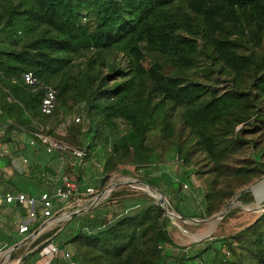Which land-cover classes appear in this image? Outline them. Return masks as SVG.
I'll list each match as a JSON object with an SVG mask.
<instances>
[{"label": "trees", "instance_id": "trees-1", "mask_svg": "<svg viewBox=\"0 0 264 264\" xmlns=\"http://www.w3.org/2000/svg\"><path fill=\"white\" fill-rule=\"evenodd\" d=\"M27 72L56 91L51 115L39 112L42 91L24 86ZM215 76L228 77L231 86L220 93L202 81ZM263 103L264 0H0V123L6 133L33 131L35 124L47 133L45 120L84 105L91 122L85 158L109 146L105 173L128 157L140 172L155 166L160 155L147 140L160 134L173 142L177 120L188 135L171 151L187 165L186 146L193 144L218 172L233 152L236 128L252 118L264 128ZM153 180L147 182L159 188ZM130 208L67 241L75 260L264 264V213L232 240L217 238L180 256L160 206L139 200ZM43 240L22 264L40 260Z\"/></svg>", "mask_w": 264, "mask_h": 264}, {"label": "rangeland", "instance_id": "rangeland-1", "mask_svg": "<svg viewBox=\"0 0 264 264\" xmlns=\"http://www.w3.org/2000/svg\"><path fill=\"white\" fill-rule=\"evenodd\" d=\"M114 59L119 61L118 57H114ZM165 72H167V69H165ZM201 77L200 75L197 79L201 80ZM202 81L208 86L214 87V90L220 93L231 86V81L225 76H215L212 81L208 82L206 80ZM263 104L261 106H264ZM78 117L82 121L74 123V120ZM93 118L96 120L94 126L98 128L100 122L98 118ZM176 122V135L173 142L162 138L160 134L150 136L147 140L152 150L160 155V160L149 169L145 170L143 168V172H140L139 168L134 166L131 158L128 157L123 162L110 166L109 172L105 173L104 169L110 147L106 146L104 149L101 147L103 136L98 138L95 147L97 150L102 148L100 151L94 152L91 157L81 160L68 158L70 162L67 165H64L65 162L58 152L50 155L41 150L38 156L44 161L49 160L52 156L55 159L60 158L61 161H58V166H61V168L57 166L55 169V187L61 184L63 177H67L76 187H79L81 193L85 189L93 188L94 195H98L107 187H113L112 191L99 205L82 217L84 218L83 227H88L89 230L104 221H112L117 215L125 214L127 209L139 200H148L159 206L157 204L158 199L164 197L168 211L162 209L164 216L167 215L170 218L169 235L173 243L183 249V251H176V253L183 256L187 251L199 252L204 250L217 238L232 240L240 231L264 213V208L260 213L251 210L255 205L264 206V198L254 192L255 187H261V194L264 195V166L262 165L264 162L262 156L264 151V128L254 118L250 119L246 125L236 128L230 143L233 152L224 162L223 169L216 172L213 170V165L195 149L193 144L186 146L191 154L187 165H184L179 157L171 151L173 143L181 144L188 135V132L182 128L181 122L178 120ZM43 124L47 127L46 135L69 147L84 150L86 153V138L89 134L91 122L84 105H77L67 115L45 120ZM4 139L6 142L8 141L9 147H11L17 158L8 157L11 165L3 171L0 187L12 193V195H16L21 191H35L37 189L36 184L22 178L19 175L20 170L18 171L15 168V164L20 167L21 165H28L27 161H33L31 159L33 151L31 150L34 147L32 149L31 146L27 145L26 138L21 133L7 132ZM24 159L25 163L23 162ZM239 169H244V171L247 169L248 173L237 175L236 172ZM244 177L248 179L246 180ZM149 179H154L153 181L159 188L149 184L147 182ZM176 179L177 182H175ZM173 183H178V188H175L172 185ZM112 193H115L113 197H111ZM86 199L88 197L83 198V200ZM231 205L233 206L224 215ZM174 208L180 211L182 216L178 215L184 220L174 216V214H177ZM18 211L20 212V210ZM13 215L14 213L10 217ZM0 219H5L1 212ZM68 221L63 220L46 236L54 234L55 238L64 245V239L71 235L76 221H72L62 234L57 233V231H60ZM233 242L235 245L237 244V241ZM214 246L220 247L221 244L216 243ZM66 248L75 257L73 246L69 244ZM221 251L228 258H232L228 255L225 247ZM5 252H0V258L6 254ZM19 255H21V252L14 253L9 260L2 261L1 264L13 263L19 258Z\"/></svg>", "mask_w": 264, "mask_h": 264}, {"label": "built area", "instance_id": "built-area-1", "mask_svg": "<svg viewBox=\"0 0 264 264\" xmlns=\"http://www.w3.org/2000/svg\"><path fill=\"white\" fill-rule=\"evenodd\" d=\"M21 78L26 88L32 91L38 89L42 91L40 111L45 116L51 115L56 107V91L50 86L43 85L39 80H37L32 72L22 74ZM80 121H82V119L78 117L74 120V123H79ZM5 134L6 128L0 123V160H9L8 157L10 156L7 150L6 143L4 141ZM28 143L33 147L41 145L47 154L58 152V154L62 156L61 159L64 162L68 158L81 160L86 156L84 150L72 148L54 140L49 135L45 134L44 127L36 124L34 125V130L29 131ZM3 169L4 168L0 167V179ZM94 194L95 192L93 188H88L84 193H79L78 187H76V185L73 184L67 177H63L61 184L56 187L54 186V190L52 193H44L40 197L39 202L43 209L42 215L47 219V221L42 226L36 228L34 231L29 230L28 223H23L19 226V232L21 234L29 235L18 247H31L43 234L52 231V229L63 220L67 221L73 218L75 215L71 217L72 213L80 214L93 210L97 205H99L97 204L94 206H89L90 203H92L97 198V195ZM85 197H88V199L83 200V198ZM2 200L7 204L17 203L20 207L28 210V218L32 220V222L37 219L38 214L35 208L37 202L33 198L27 197L24 194L12 195L8 193L1 194L0 192V201ZM60 204L65 205V207L61 206ZM84 204H87L86 207L90 209L83 210L82 212L78 213L79 208L84 206ZM9 252L11 253L5 260L10 259L11 255L14 254L15 249H10L7 253ZM58 256L62 258L65 264H80L74 259V255L70 251L66 249H60L54 244L44 245L40 252V259L42 264H51L53 259L57 258ZM22 263L23 259L17 258L15 261H13V263L10 264Z\"/></svg>", "mask_w": 264, "mask_h": 264}, {"label": "crops", "instance_id": "crops-1", "mask_svg": "<svg viewBox=\"0 0 264 264\" xmlns=\"http://www.w3.org/2000/svg\"><path fill=\"white\" fill-rule=\"evenodd\" d=\"M11 132L24 134V137L26 138L27 145H29V143H28L29 131H27V130H13ZM5 143H6L9 155L14 157V158H17V156L14 154V152H12L11 147H9L10 145H8V141ZM29 147H30V145H29ZM32 147L33 146H31L30 148H32ZM25 149H27V148H25ZM41 150L45 151L41 145H37L34 147L33 150H31V151H33L32 152L33 154L31 157V159L33 161L32 162L27 161L28 165H26V166L21 165L19 167L18 164H15V168L18 169V171L20 170L19 175H21L22 178L28 179V180H30L36 184L37 189L35 191H31V190L28 192H22L21 191L18 194H24L27 197H30V198H33L34 200H36L37 203H36L35 208H36V212L38 214L37 219L32 222V220H30L28 218V210L24 209L23 207L18 206L17 203L7 204L3 200L0 201V212H1L2 216L5 218V219H0V252L6 251L5 253H7L10 249H15L14 253L21 252V255H19V258H22L23 260L31 252L30 248L34 244L31 247H23V248L18 247L23 242V240L26 237H28V235H29V234H21L19 232V226L23 223H28L29 230L34 231L36 228H38L39 226H42L47 221V219L44 218L42 215L43 209H42V206H41L39 201H40V197L44 193H52L53 192L54 186H55V183H54L55 169L58 166V161L60 160V158L55 159L53 156H52V158H50L47 161L41 160V158H39V156H38V154ZM50 155H52V154H50ZM68 160L69 159H67L65 161L64 165H67L68 162H70V160L69 161ZM8 162H9V166H10L11 161L8 160ZM23 162L24 163L26 162L25 159L23 160ZM7 167H4L3 171ZM58 167L61 168V166H58ZM63 174H64V172H63ZM78 189H79V192L81 193V189L80 188H78ZM0 192H1V194H7V193L12 194L8 191H5L1 187H0ZM60 205L65 207V205H62V204H60ZM18 210H20V212ZM12 213H14V215L10 217V215ZM86 213H88V212L75 215L73 218H71L68 221V223L65 226H63L61 228L60 231L59 230L57 231V233L59 232L60 234H62L64 229H66V227H68L72 221H76L75 226L73 227V229L71 231V235L67 239H64V243H66L67 241L74 238L75 235L78 234L81 230H86L83 227V225H84L83 219L84 218H82L85 216ZM46 235H48V232L43 234L40 237V238L44 239L42 241V244H45V245L46 244H54V245L58 246L60 249H67L66 246H69V244L63 245L60 240H57V238H55L54 234H53L54 236L53 235L52 236H46ZM4 259H5V255L0 258V262L4 261ZM35 264H42L41 259L38 260ZM51 264H65V262L62 260V258L60 256H58L57 258H55L51 262Z\"/></svg>", "mask_w": 264, "mask_h": 264}, {"label": "water", "instance_id": "water-1", "mask_svg": "<svg viewBox=\"0 0 264 264\" xmlns=\"http://www.w3.org/2000/svg\"><path fill=\"white\" fill-rule=\"evenodd\" d=\"M7 166H9V162H8V160H6V159H1L0 160V167L1 168H4V167H7ZM144 184H146V183H144ZM147 186H150L149 184H146ZM112 186H109V187H107L106 189H104V191L105 190H107V189H109V193L112 191ZM153 189H155L154 187H152ZM104 191H102V192H104ZM101 192V193H102ZM100 193V194H101ZM99 194V195H100ZM98 196V195H97ZM157 204L161 207V208H163L165 211H168L167 210V204H166V201H165V199H164V197H161V198H159L158 199V201H157ZM86 205L87 204H84V206H82L81 208H79V210H78V213H80V212H82L83 210H88V209H90V208H88V207H86ZM19 206V205H18ZM77 213H72L71 214V217H73L74 215H76ZM174 216H176L177 218H179V219H181V220H184L183 218H181L179 215H178V213L177 214H174ZM166 217L168 218V219H170L167 215H166ZM186 220V219H185ZM170 221V220H169ZM187 221V220H186Z\"/></svg>", "mask_w": 264, "mask_h": 264}, {"label": "bare ground", "instance_id": "bare-ground-1", "mask_svg": "<svg viewBox=\"0 0 264 264\" xmlns=\"http://www.w3.org/2000/svg\"><path fill=\"white\" fill-rule=\"evenodd\" d=\"M255 189V190H254ZM253 190L254 192L259 195L261 198L263 197L264 198V195L261 194V187H255ZM109 194V189L105 190L104 192H102L100 195L97 196V198L92 202L90 203L89 206H94V205H97L99 204L102 200H104L106 198V196ZM234 204V203H233ZM233 205H231L227 211L225 212L224 215H226V213L228 212V210L232 207ZM264 208V206H257L255 205L253 208H251L252 211H255V212H261V210ZM201 238V237H200ZM11 252L5 254V258L10 254ZM5 261V259H4ZM2 263V261L0 262V264Z\"/></svg>", "mask_w": 264, "mask_h": 264}]
</instances>
